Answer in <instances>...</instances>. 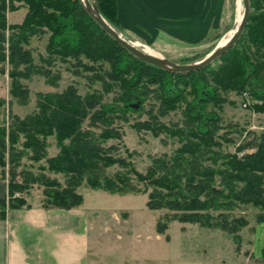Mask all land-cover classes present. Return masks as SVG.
Returning a JSON list of instances; mask_svg holds the SVG:
<instances>
[{
    "label": "trees",
    "instance_id": "obj_1",
    "mask_svg": "<svg viewBox=\"0 0 264 264\" xmlns=\"http://www.w3.org/2000/svg\"><path fill=\"white\" fill-rule=\"evenodd\" d=\"M97 2L107 21L123 32L117 0ZM250 3L248 23L234 47L198 71L173 73L120 45L79 0H0V63L10 66L11 105L30 103L31 90L24 81L34 75L56 83L60 74L46 66L54 65L55 60L77 61L76 67L96 72L91 77L104 87L85 95L75 85L63 92L40 93L37 110L24 118L12 115L9 126L0 125V167L3 178L9 175V197L1 202L3 217L7 205L11 209L29 205L16 193L29 192L35 184L44 187V207H79L85 199L79 187L86 182L114 194L148 193L150 209L167 211L156 223L157 232L166 234L167 240L171 223L180 221L228 232L240 250L241 231L249 221L233 213L250 205L264 211V130L251 131V140L241 143L236 152H225L220 139H232L219 134L223 126L218 109L228 102L227 94L235 91L248 93L252 110L264 114V0ZM23 6L27 7L23 22L10 23L8 10ZM45 34H49V56L37 64L29 46L34 37ZM221 37L217 36V44ZM0 72L5 73L6 68L1 67ZM76 72L83 73L80 68ZM112 90L116 98L106 101L105 95ZM149 97L160 102L156 112L154 108L149 112L154 120L136 126L156 135L169 132L180 138L181 146L173 155L154 158L147 171L141 172L126 158L113 154V146L104 144L121 139L118 121L129 120L127 113L138 110L132 107L135 101L141 100L142 106ZM5 102L0 100V106ZM179 109L183 114L180 122L172 127L161 122V117ZM51 136L60 147L58 154L39 166L38 174L19 171L28 151L37 162L47 157ZM114 167L115 172L109 173ZM47 170L64 174L65 182L45 174ZM140 184L146 188L141 190ZM257 219L264 223V212Z\"/></svg>",
    "mask_w": 264,
    "mask_h": 264
},
{
    "label": "rangeland",
    "instance_id": "obj_2",
    "mask_svg": "<svg viewBox=\"0 0 264 264\" xmlns=\"http://www.w3.org/2000/svg\"><path fill=\"white\" fill-rule=\"evenodd\" d=\"M7 1L9 2V0ZM19 4V2H16V5ZM26 13L27 7L25 6L16 11L10 12L8 10V20L10 23H22ZM236 19H238V10ZM48 41L49 34L36 36L32 39L29 47L32 48L37 64H43L42 58L49 56L47 51ZM215 44H217L216 40L197 49L187 48L186 50L190 54H184L183 51L163 50L164 48L160 45L153 47H157L163 52L161 53L157 50L161 55L173 61L189 63L188 61L193 59H200ZM176 53L183 54L176 55ZM186 58H188V61ZM83 59L84 63L93 65V62L89 59ZM54 62V65L47 64L46 66L53 74H60V78L56 83L41 75H34L32 79L24 81L31 90L30 103L27 106L19 105L17 102H13L11 105L12 79L9 75L10 66L8 63H0V68H6L5 73L0 72V100L6 101L5 105L0 106V125L9 126L12 122V115L24 118L37 110L40 93L63 92L70 85H75L82 95L104 88L99 81H95L91 77L96 72H86L83 71L82 67H76L77 61L68 63L62 60H55ZM213 66H216V64ZM78 68L83 73L76 72ZM226 97L228 102L223 104V108L218 109L223 126L219 134L221 136L225 135L232 141L225 142L222 139L220 140L225 152H236L237 147L241 143L253 138L251 131L260 132L264 130V114L252 110V99L248 93L240 95L233 91L227 94ZM115 98L116 93L113 90L104 97L106 101L110 102ZM141 102V100L135 101V103L139 104L138 108H135L138 110L127 113L129 120H119L118 125L116 124L121 130V139H111L104 145L105 147L113 146V154L126 158L128 162L135 165L137 170L146 172L154 158L166 154L173 155L181 146V140L178 136L169 132L156 135L147 128L139 129L136 126L138 122L154 120L149 112L153 108L156 112L158 109L156 105L160 103L153 97H149L142 106ZM182 118V110L179 109L171 112L166 117H161L160 120L172 127L173 124L180 122ZM97 132H100V130L97 129ZM23 141L24 138L22 137L21 142ZM19 146H21L20 143ZM59 150L60 147L56 138L51 136L48 138L47 157L37 162L31 158L32 152L28 151L22 159V166L18 170L28 169L38 174L40 173L39 166L47 165V159L57 155ZM6 170H9V166H7ZM115 170L116 167L109 169L108 172L113 173ZM2 171L3 169L0 167V177H2ZM45 174L52 178H57L62 183L66 180L64 174L61 173L47 170ZM7 178L9 180L8 174ZM140 188L144 190L146 186L140 184ZM43 189L44 187L40 184H35L29 192L20 193L22 196L28 197L32 205H40L44 204L45 199ZM79 192L86 199V204L82 207L83 210H100L97 211L98 220H104L106 215L110 217L109 212L114 211L110 223L114 227H122L120 230L123 232L120 235H125L127 238L124 242L136 240L145 246L144 252L142 250H139L140 252L138 250L135 251L137 254L143 253L146 259L139 256L140 258L132 261L135 264H246L249 261V255L252 250L257 257L263 253L264 223L258 222L257 214L264 211L251 205L242 206L233 213L235 216H244L249 221L248 226L241 231L242 245L241 250L238 251L232 234L218 228H207L199 224L182 223L180 221L171 223L167 231V235H170V240L168 241L166 234H159L156 229L158 218L167 211L150 209L147 206L148 193L114 194L102 189L92 188L86 182L79 187ZM114 230L116 232L117 229ZM114 235L116 237V233Z\"/></svg>",
    "mask_w": 264,
    "mask_h": 264
},
{
    "label": "crops",
    "instance_id": "obj_3",
    "mask_svg": "<svg viewBox=\"0 0 264 264\" xmlns=\"http://www.w3.org/2000/svg\"><path fill=\"white\" fill-rule=\"evenodd\" d=\"M236 6L234 0H117L123 33L161 53L153 46L190 54L187 48L206 46L219 35L223 40L235 26ZM8 193L9 180L0 177V264H135L145 258L135 251L145 246L124 242L122 227L110 223L114 211L98 220L100 210L82 209L86 199L66 210L32 205L25 197L28 206L7 205L3 217L1 202ZM247 263L264 264V251L257 257L252 250Z\"/></svg>",
    "mask_w": 264,
    "mask_h": 264
},
{
    "label": "water",
    "instance_id": "obj_4",
    "mask_svg": "<svg viewBox=\"0 0 264 264\" xmlns=\"http://www.w3.org/2000/svg\"><path fill=\"white\" fill-rule=\"evenodd\" d=\"M79 1L85 8L86 12L102 27L105 32L112 36V38H114L120 45L128 49L139 59L173 73H190L193 71H198L208 66L209 64L218 61V59H220L238 42L245 30L246 24L248 23L249 16L251 13L250 0H242L244 7L242 18L240 19V21L236 19V23L233 28V33L227 39V41L222 44L221 40L212 51H210L208 54L198 60L189 63H179L163 55L151 54L143 48L135 45L132 39L128 38L121 30L115 28L107 21V19L102 15L99 9L97 0ZM238 1L239 0H237V5ZM138 106V103L132 105V107L134 108H138Z\"/></svg>",
    "mask_w": 264,
    "mask_h": 264
},
{
    "label": "bare ground",
    "instance_id": "obj_5",
    "mask_svg": "<svg viewBox=\"0 0 264 264\" xmlns=\"http://www.w3.org/2000/svg\"><path fill=\"white\" fill-rule=\"evenodd\" d=\"M92 1V0H91ZM243 1L242 0H239L238 2V21H240V19L242 18V14H243ZM233 33V30L227 34L223 40H222V44L225 43L227 41V39L231 36V34ZM134 44L137 45L138 47H141L143 48L144 50H146L147 52L151 53V54H155V55H161L157 50H155L154 48L146 45V44H143L137 40H133Z\"/></svg>",
    "mask_w": 264,
    "mask_h": 264
},
{
    "label": "built area",
    "instance_id": "obj_6",
    "mask_svg": "<svg viewBox=\"0 0 264 264\" xmlns=\"http://www.w3.org/2000/svg\"><path fill=\"white\" fill-rule=\"evenodd\" d=\"M17 195H20V193H18Z\"/></svg>",
    "mask_w": 264,
    "mask_h": 264
}]
</instances>
